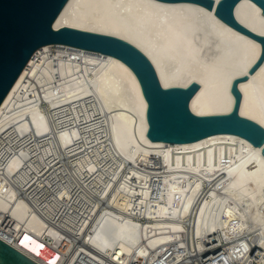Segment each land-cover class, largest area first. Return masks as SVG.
I'll return each instance as SVG.
<instances>
[{
  "label": "bare ground",
  "instance_id": "1",
  "mask_svg": "<svg viewBox=\"0 0 264 264\" xmlns=\"http://www.w3.org/2000/svg\"><path fill=\"white\" fill-rule=\"evenodd\" d=\"M215 4L218 0H214ZM234 15L264 36V14ZM116 36L162 84L199 88L200 115L239 112L264 126L262 44L189 1L68 0L54 27ZM147 100L120 58L39 47L0 106V237L43 264H264V155L232 133L151 140Z\"/></svg>",
  "mask_w": 264,
  "mask_h": 264
},
{
  "label": "water",
  "instance_id": "2",
  "mask_svg": "<svg viewBox=\"0 0 264 264\" xmlns=\"http://www.w3.org/2000/svg\"><path fill=\"white\" fill-rule=\"evenodd\" d=\"M68 0H0V106L26 67L35 51L44 44L63 43L79 48L116 56L135 72L147 100V136L151 140L190 142L216 133H232L262 147L264 155V126L242 116V99L238 82L233 80L231 91L235 104L230 112L196 114L190 108V99L199 88L198 82L188 86L165 87L151 59L133 44L99 32L70 26L54 27V20ZM189 1L203 5L235 29L258 40L262 52L250 68L252 73L264 60V36L255 34L239 24L234 8L240 0H163ZM264 14V0H253ZM0 264H43L15 245L0 237Z\"/></svg>",
  "mask_w": 264,
  "mask_h": 264
},
{
  "label": "built area",
  "instance_id": "3",
  "mask_svg": "<svg viewBox=\"0 0 264 264\" xmlns=\"http://www.w3.org/2000/svg\"><path fill=\"white\" fill-rule=\"evenodd\" d=\"M14 245V244H13Z\"/></svg>",
  "mask_w": 264,
  "mask_h": 264
}]
</instances>
